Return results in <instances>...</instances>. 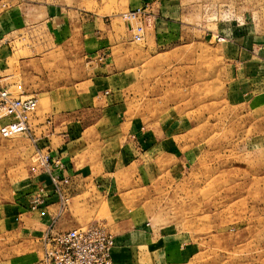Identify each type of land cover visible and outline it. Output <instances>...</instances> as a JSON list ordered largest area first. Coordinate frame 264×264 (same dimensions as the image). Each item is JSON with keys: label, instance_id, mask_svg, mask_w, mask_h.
I'll list each match as a JSON object with an SVG mask.
<instances>
[{"label": "rangeland", "instance_id": "1", "mask_svg": "<svg viewBox=\"0 0 264 264\" xmlns=\"http://www.w3.org/2000/svg\"><path fill=\"white\" fill-rule=\"evenodd\" d=\"M28 1L112 21L122 34L128 26L121 12L147 4L154 18L157 10L155 0ZM181 6L184 14H194L193 28L178 25V39L156 47L153 19L145 38L130 39L129 45L140 65L127 102L130 117L137 116L143 127L158 122V128L174 132L167 137L172 148L161 160L173 165L170 174L164 172V181L147 187L146 195L139 190L129 195L136 198L127 200L128 207L142 205L141 216L115 218L109 211L113 202L91 192L61 208L71 213L70 228L97 222L113 232L110 225L121 218L129 229L137 228L130 264H264V0H181ZM46 32H51L47 26H31L2 41L17 77L22 63L42 70L44 51L54 48ZM234 33L241 35L231 42ZM245 46L244 63L235 56ZM65 51L77 54L74 45ZM55 57L51 61L59 60ZM18 136L24 135L0 137L10 143ZM144 228L148 237L175 233L181 246L165 252L157 238L145 241ZM45 234H33L18 246L0 238V264H41Z\"/></svg>", "mask_w": 264, "mask_h": 264}, {"label": "crops", "instance_id": "2", "mask_svg": "<svg viewBox=\"0 0 264 264\" xmlns=\"http://www.w3.org/2000/svg\"><path fill=\"white\" fill-rule=\"evenodd\" d=\"M3 1L6 6L0 12V85L16 94L21 85L24 94L36 96L37 107L30 118L34 141L25 133L10 139V143L0 137V238L18 246L33 234L75 225L71 213L61 208L66 203L54 192L48 173L35 161L38 149L48 154L51 168L70 177L69 200L91 192L113 202L109 211L115 218L141 216L142 205L134 206V211L128 207L127 200L136 198L129 195L135 190L146 195L147 187L164 181V172L170 174L173 165L164 166L161 160L172 148L167 137L175 134L158 128V122L143 127L137 116L130 117L127 102L140 65L131 55L128 27L122 34L116 32L112 21L49 2ZM143 1L148 0H140ZM155 1L156 17H149V21L155 22L156 47L163 41L178 39L174 31L178 25L194 27V14L183 13L181 0ZM183 15L192 20L186 22ZM41 25L50 28L45 38L54 48L44 51L42 70H30L22 63L17 77L7 62L9 51L2 41L14 30ZM240 35L235 34L230 41ZM73 45L77 54L67 53L65 50ZM247 51L246 46L240 47L235 57L245 63ZM51 55L59 60L51 61ZM35 194L42 196V203L32 211L30 199ZM120 220L110 225L115 242L112 264H130L132 259L127 256L136 243L132 236L138 229H129L128 222ZM146 234V242L157 238L165 252L181 246L175 233L148 237L147 229Z\"/></svg>", "mask_w": 264, "mask_h": 264}, {"label": "built area", "instance_id": "3", "mask_svg": "<svg viewBox=\"0 0 264 264\" xmlns=\"http://www.w3.org/2000/svg\"><path fill=\"white\" fill-rule=\"evenodd\" d=\"M6 3L0 0V11ZM127 23L131 39L140 41L147 33L149 11L147 4L127 9L120 13ZM19 93L10 92L0 85V134L11 137L30 132V118L37 107L35 95L24 94L21 85ZM38 166L48 173L54 192L63 202L68 200L70 177L50 167L48 154L40 149L35 152ZM35 169V168H34ZM42 203V196L35 194L30 199V209ZM114 236L102 224L91 222L67 230H53L43 237V264H112Z\"/></svg>", "mask_w": 264, "mask_h": 264}]
</instances>
